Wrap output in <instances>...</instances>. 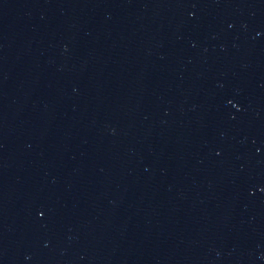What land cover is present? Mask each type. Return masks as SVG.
I'll list each match as a JSON object with an SVG mask.
<instances>
[{"label":"water","instance_id":"1","mask_svg":"<svg viewBox=\"0 0 264 264\" xmlns=\"http://www.w3.org/2000/svg\"><path fill=\"white\" fill-rule=\"evenodd\" d=\"M0 264H264V0H0Z\"/></svg>","mask_w":264,"mask_h":264}]
</instances>
